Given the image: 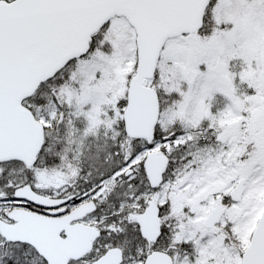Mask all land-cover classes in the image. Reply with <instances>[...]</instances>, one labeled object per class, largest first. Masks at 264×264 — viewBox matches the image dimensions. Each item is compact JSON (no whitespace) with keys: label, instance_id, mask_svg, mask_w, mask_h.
I'll return each mask as SVG.
<instances>
[{"label":"snow or ice","instance_id":"obj_1","mask_svg":"<svg viewBox=\"0 0 264 264\" xmlns=\"http://www.w3.org/2000/svg\"><path fill=\"white\" fill-rule=\"evenodd\" d=\"M0 264H264V0H0Z\"/></svg>","mask_w":264,"mask_h":264}]
</instances>
